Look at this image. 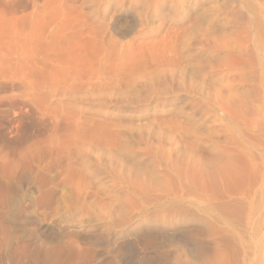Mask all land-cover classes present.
<instances>
[{
    "label": "rangeland",
    "instance_id": "1",
    "mask_svg": "<svg viewBox=\"0 0 264 264\" xmlns=\"http://www.w3.org/2000/svg\"><path fill=\"white\" fill-rule=\"evenodd\" d=\"M3 7L6 19L0 29L13 25L19 14L25 20V53L31 51V59L25 55L29 61L22 70L30 69L20 70L29 84L24 83V99H45L61 120L65 112L90 122L94 118L97 127H90L103 133L102 164L96 162L91 143L92 167L82 169L85 185L80 193L62 181L64 161L32 162L33 178L60 198L37 214L24 206V217L16 201L0 206V215L14 228L11 233L22 235L33 248L43 234L75 241L74 249L82 251L86 264H214L224 237L204 216L199 221L190 216L187 223L179 171L185 142L206 154L226 128L223 118L235 103L250 112L235 121L264 145V68L256 41L264 35V0H0V13ZM55 43L81 49L73 71L81 75L75 81L93 73L91 79L85 77L87 88L76 82L78 87L64 91L63 76L47 48ZM97 47L102 52H96ZM44 50L53 59L47 61ZM94 76L103 77L105 86L88 89L86 82L95 83ZM44 78L51 80L49 85ZM50 87L57 95L52 96ZM34 117L33 127L14 142L17 148L42 131ZM47 122L45 130L51 126ZM60 123L62 131L64 120ZM0 146L3 152L12 150ZM82 156L75 155L77 165ZM1 183L5 181L0 179V192ZM185 233L189 244L183 243ZM33 257L31 264H44L42 257Z\"/></svg>",
    "mask_w": 264,
    "mask_h": 264
},
{
    "label": "bare ground",
    "instance_id": "2",
    "mask_svg": "<svg viewBox=\"0 0 264 264\" xmlns=\"http://www.w3.org/2000/svg\"><path fill=\"white\" fill-rule=\"evenodd\" d=\"M1 11L0 22L6 17V15H4L5 17L3 16L6 8L3 7ZM19 15L16 16L13 25H6L7 28L0 29V145H8L12 149L11 151L6 149L9 153L6 152V150L3 152V149L5 148L1 149L2 151L0 150V179L5 181L4 185L2 184L3 182L1 183L3 186H1L2 189L0 192V206H5V204L10 203L11 201L15 204L14 201H16L18 203L16 205L19 207V214L23 215V210L25 211V209H30L32 210L30 211L31 213L36 212L37 214L40 210L43 211V209L51 207V204L56 205L55 202L60 198L59 195L57 198L56 190L53 191L50 188L48 189V186L45 188L43 185L44 183L42 184L39 180L36 181L35 177L33 178V172L31 169L32 162L41 158H46L52 163H60L64 161V166L62 167L63 170L61 171L63 176L62 181L74 189L76 193H80L81 184L85 185V183H82L85 182L82 169L85 168V170L88 171L92 167L93 157L90 155L91 149L89 147L91 146V143H94V146H96V162L99 165L102 164L103 133H101L102 131L99 127L94 129L95 125L97 127L95 122L97 121L96 119L94 121L93 118V121L91 120L93 123L91 124L90 120L86 121L84 117L73 116L72 112H70L72 115L68 112H63L65 115L63 114L62 118L65 124L62 123V125L65 129L60 131L62 129V127H60V121L63 122V120L53 112L54 110L51 111L53 108L50 109L52 106L47 105V99L46 103L44 102L45 99H40V101L43 100L44 104L40 101L37 102L38 99H24V94L26 93L24 83L28 82V77L24 82V79L22 80L21 77L23 74L20 75V70L23 71L28 68L27 66L22 70L25 61L27 60L26 58L28 57L25 55H30L31 51H28V48L27 51L30 53H25V48L28 47V45L25 46V20ZM9 23L10 22L7 24ZM262 32L264 34L263 28ZM55 34L52 35L55 36ZM263 36L256 37V41L258 42V51H261L259 53H262L260 64L264 68ZM34 44H36V42ZM37 44L39 43L37 42ZM62 44H64V42ZM60 45L55 43V45L51 44V46L47 47L54 55L50 54L54 59L47 55L46 51L48 50L49 52V49L46 51L44 50L43 54L44 56H48V58L46 57L47 61L50 58L54 60H52L53 62H56L55 66L58 69L57 71L61 72L60 75L63 76L62 81L66 88L64 91L69 90L72 86L78 85L80 87L81 84L83 85L81 86L85 88V77L91 79L89 77H91L90 75L93 73L90 74V71H93L94 69L86 73L90 75H82L84 76L82 77L83 80L78 77L82 82L75 81L79 73L76 75V71L74 73L73 69H75V64L78 65L77 61H79V53H81V49L79 50L69 44L63 46ZM36 46L37 45L33 47ZM8 51H10L9 54ZM38 52L40 51L38 50L37 53ZM85 52L88 53V50ZM96 52L99 53L102 51L98 50ZM94 53L95 52H93V54ZM40 54L41 52L39 55ZM6 55L7 57H9V55L12 56L13 61L6 63ZM29 57L31 59V55ZM82 59L83 58H81V60ZM27 61H29V58ZM40 61L41 60H39V62ZM44 62L46 63L45 58ZM12 65H15V67L13 68ZM43 65L44 63L41 66ZM79 66L80 68L82 67L81 65ZM28 69H30V67ZM35 70L33 71L35 72ZM15 72H17V74ZM80 72H82V70ZM43 74L45 73L43 72ZM58 74L56 75L58 76ZM79 76L81 75L79 74ZM94 78H96L95 83L87 80L88 82L86 83L88 84V89H90L89 85L93 86L94 84L98 85H96L97 89L101 88L99 86H105L102 83V81H105L103 77L94 76L93 79ZM16 80H18V82ZM50 81L46 82L45 80L44 84L49 85ZM40 82L39 85L41 84ZM76 82L79 83L77 84ZM26 85L29 84L26 83ZM96 86H93V88ZM60 89L63 88L60 87ZM50 90L52 91V96L57 95V92H54L55 89L53 90V88L50 87ZM72 90L74 89L71 88V91ZM62 91L63 90H60V93ZM248 111H246L245 106L241 103H235L232 107L229 106L227 115L223 118L226 128L220 133H217L214 141H211L212 143L209 145V150L206 154H203L200 149H194L192 144L188 141H186L184 145L181 170L179 171L183 210L187 218V223H190V216H194L196 218L194 219L195 221H199V217L204 216V218L218 228L219 232L223 235L224 239L214 253V264H264V145L261 141L256 140L255 136L253 137L252 134L243 131V126L235 121H238V119L244 117V115L246 116V113L249 114L250 112ZM30 117L35 118L37 126H39L42 131H39L34 138H31L32 140H30L31 142L29 141L27 146L17 148L16 145L14 146L13 144L16 142V139L21 136V132L24 130L28 131L33 127L30 123ZM47 121L50 122L51 126L47 125L49 128L47 127L48 129L45 130L43 127L46 126L45 124L48 123ZM99 121L97 123L101 122ZM88 122H90V125ZM91 125L92 127L94 126V128L90 127ZM261 130L264 132V128ZM256 136L259 138L258 135ZM8 146L7 148H9ZM77 153L83 154L82 157L84 158L78 165L74 159ZM52 167L54 168V166ZM18 179L20 182L16 183L15 181ZM23 191L26 193L20 195ZM71 200L73 201V199ZM9 207H11V205L8 206V208ZM14 211H16V209L13 210V212ZM7 212H9V210H7ZM6 215L10 217L8 213ZM1 217L0 256L2 261L6 259L8 264H12L13 262L17 264L15 261L21 262L22 264H31L33 263V261H31L34 259L33 256H36L42 257L44 264H86L85 257L81 255L83 254L81 253L82 251L80 252V249H74L76 247L78 249V246L74 247L72 244L73 242L75 243V241L65 243L60 240L61 238L59 239L57 237H50L43 234L38 237L36 246L33 248V244L31 243V245L29 241H26L22 235L19 236L17 231V235H13L11 231L14 228L10 230L11 224L9 223V226L6 222V216L5 218L4 215ZM9 217L7 218L9 219L8 222H10ZM187 233L183 234V243L189 244L190 237ZM29 238L27 240H29ZM94 262H96V260ZM96 263L101 264L98 262Z\"/></svg>",
    "mask_w": 264,
    "mask_h": 264
}]
</instances>
